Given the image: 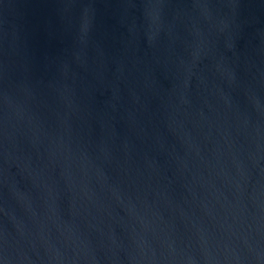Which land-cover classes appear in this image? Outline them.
Segmentation results:
<instances>
[{"label":"water","instance_id":"1","mask_svg":"<svg viewBox=\"0 0 264 264\" xmlns=\"http://www.w3.org/2000/svg\"><path fill=\"white\" fill-rule=\"evenodd\" d=\"M0 264H264V0H0Z\"/></svg>","mask_w":264,"mask_h":264}]
</instances>
